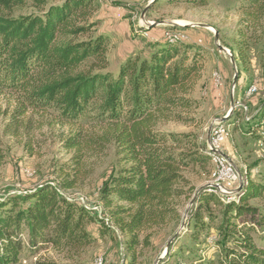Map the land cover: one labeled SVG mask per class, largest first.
<instances>
[{
    "label": "trees",
    "instance_id": "1",
    "mask_svg": "<svg viewBox=\"0 0 264 264\" xmlns=\"http://www.w3.org/2000/svg\"><path fill=\"white\" fill-rule=\"evenodd\" d=\"M183 1L206 6L210 0ZM0 3L11 9V0ZM98 7L95 0H62L40 14L19 16L0 8V91L16 100L15 118L30 111L62 123H121L117 141L126 162L102 184L104 215L64 195L75 185L67 175L57 185L43 183L0 197V264L17 262L24 248L36 254L47 246L67 251L89 246L96 235L85 226L93 222L103 230L118 229L136 258L150 245L154 229L181 221L182 201L188 199L192 207L186 212V232L198 238L209 236L214 227L220 246L217 261L195 264H264V246L253 235L259 227L264 231V211L250 203L264 199V173L253 179L247 169L243 189L232 196L213 185L197 187L187 173L212 163L208 149L192 134L155 130L161 120L187 118L181 111L194 107L201 55L167 41L148 58H129L115 75L108 70L107 37L94 33L98 21L92 16ZM243 7L250 20H264V0H247ZM255 118L250 132H264V101ZM63 144L79 154L73 157L79 170L86 147L82 134L70 135Z\"/></svg>",
    "mask_w": 264,
    "mask_h": 264
},
{
    "label": "rangeland",
    "instance_id": "2",
    "mask_svg": "<svg viewBox=\"0 0 264 264\" xmlns=\"http://www.w3.org/2000/svg\"><path fill=\"white\" fill-rule=\"evenodd\" d=\"M11 1V9L2 3L0 8L4 14L19 16L40 14L50 4L62 0H46L44 4L36 0ZM153 1L95 0L99 7L92 16L98 21L94 33L107 37L108 70L117 75L129 58L150 57L160 44L170 42L169 33L178 38V43L188 45L190 53L197 51L201 55L202 71L192 90L196 99L194 107L181 111L187 118L161 120L155 130L163 134H192L209 152L210 128L229 116L224 122L228 139L221 151L228 160L233 159L237 178L230 183L221 182L218 190L222 195H235L240 179L246 183L247 169H251L249 176L253 179H259L264 173V132L262 129L255 134L250 132L257 119L254 116L264 101V20L255 23L247 17L248 9L243 7L247 0H210L206 6L183 0H161L160 4L151 6ZM215 74L221 77L220 86L215 83ZM252 85L257 86V91L246 96ZM238 102L245 107H233ZM17 107L14 97L0 91V141L4 153L0 162V197L24 193L43 183L57 185L67 175L75 179V185L65 189L64 195L85 204L95 214L104 215L100 200L102 184L112 172L126 164L117 141L123 132L122 124L62 123L53 115L30 111L15 118ZM77 132L82 134L86 145L81 152L79 170L74 168L73 161L79 154L63 144L67 137ZM216 171L212 162L197 165L187 175L195 186L202 187L213 185ZM238 173H242L241 178ZM250 203L259 205L264 211V199H253ZM191 207V199L183 200L181 221L154 229L150 245L142 248L136 258L123 245L118 229L103 230L98 222H93L85 226L96 235L89 246L71 251L47 246L36 254L24 248L18 261L11 264H36L37 261L98 264L99 259L103 264L217 261L220 246L214 227L209 236L198 238L186 232L189 225L185 223L189 221L186 212ZM253 235L255 241L264 246V231L260 227Z\"/></svg>",
    "mask_w": 264,
    "mask_h": 264
},
{
    "label": "bare ground",
    "instance_id": "3",
    "mask_svg": "<svg viewBox=\"0 0 264 264\" xmlns=\"http://www.w3.org/2000/svg\"><path fill=\"white\" fill-rule=\"evenodd\" d=\"M168 38L170 39L171 42L178 41V38L170 33L168 34ZM214 78H215L216 85H219V83L222 84L221 77L218 74H215ZM253 86L254 85L249 87V89L246 91V96L253 95L257 91V89H252ZM219 122L220 121L216 122L214 126L212 127V129H214L218 125ZM220 131L227 132L226 124L224 122H220ZM212 146H217V136H211L210 149L208 152L212 162L218 169V171H216V176H215V180L213 183V186H214L215 183H217L219 180L223 178V176H225L226 168L228 167V159L225 156H221V153L219 152V150H214ZM216 188L218 189V187ZM97 263L103 264L101 259L97 260Z\"/></svg>",
    "mask_w": 264,
    "mask_h": 264
},
{
    "label": "built area",
    "instance_id": "4",
    "mask_svg": "<svg viewBox=\"0 0 264 264\" xmlns=\"http://www.w3.org/2000/svg\"><path fill=\"white\" fill-rule=\"evenodd\" d=\"M221 84L219 83V86ZM252 89H257V86L254 85L252 87ZM235 106H238V107H245L244 105H235ZM221 122V121H220ZM220 122L218 123V125L212 129L211 131V135L210 136H217V146H212V148L214 150H219V152L221 153V156H224L221 149H222V146L224 145L225 141L228 139L227 138V132H221L220 131ZM209 145V144H208ZM237 178V174H236V171L234 169V165L232 162H230L228 160V167L226 168V172H225V176H223V178L221 180H219L217 183L214 184V186L216 187H222L221 186V182H232L233 180H235Z\"/></svg>",
    "mask_w": 264,
    "mask_h": 264
},
{
    "label": "water",
    "instance_id": "5",
    "mask_svg": "<svg viewBox=\"0 0 264 264\" xmlns=\"http://www.w3.org/2000/svg\"><path fill=\"white\" fill-rule=\"evenodd\" d=\"M155 1V0H154ZM154 1L150 4V5H152L153 3H154ZM235 83V82H234ZM233 107H235V104H233ZM228 117L229 116H227V117H225V118H222V119H220V121L221 122H225V120L226 119H228ZM213 126V125H212ZM212 128V127H211ZM211 128H210V131H209V140H210V135H211ZM231 162H232V160L231 159H229ZM233 163V162H232ZM241 177V176H240ZM243 187H244V182H243V179H241V184H240V187L238 188V190L237 191H240V190H242L243 189Z\"/></svg>",
    "mask_w": 264,
    "mask_h": 264
},
{
    "label": "crops",
    "instance_id": "6",
    "mask_svg": "<svg viewBox=\"0 0 264 264\" xmlns=\"http://www.w3.org/2000/svg\"><path fill=\"white\" fill-rule=\"evenodd\" d=\"M235 85H237V82L235 81V83H234ZM239 104H242V103H240V102H238L236 105H239ZM231 158V157H230ZM232 161H233V159H231ZM241 174L242 173H238V175H239V177L241 176ZM241 178V177H240ZM241 180V179H240Z\"/></svg>",
    "mask_w": 264,
    "mask_h": 264
}]
</instances>
